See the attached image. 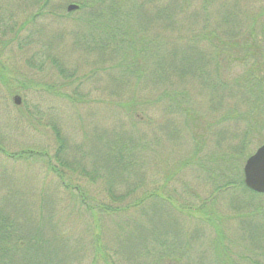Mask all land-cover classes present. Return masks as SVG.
<instances>
[{
    "label": "rangeland",
    "instance_id": "rangeland-1",
    "mask_svg": "<svg viewBox=\"0 0 264 264\" xmlns=\"http://www.w3.org/2000/svg\"><path fill=\"white\" fill-rule=\"evenodd\" d=\"M37 1L0 0V215L12 222V234L31 244V253L50 252L43 255L49 264H158L169 255L182 256L180 264H264V214L256 213L264 197L242 188L215 197L206 170L179 169L197 146L211 165L212 156L245 141L248 123L223 118L233 110L245 116L253 105L232 91L213 97L201 86L202 57L217 55L212 38L195 41V50L194 38L214 32V40L237 50L254 27L252 51L264 55V0H181L176 7L175 0H143L131 23L159 50L144 79L120 67L111 45L101 50L80 26V12L67 11L79 0H55L44 11ZM168 7L170 18L156 17ZM207 63L203 69L212 74ZM54 129L66 140L61 158L70 167L54 157ZM249 138L248 157L237 163L243 181L247 159L264 145V133ZM26 151L48 156L14 158ZM47 159L61 174L47 169ZM210 197L222 242L195 211ZM24 253L0 264H25Z\"/></svg>",
    "mask_w": 264,
    "mask_h": 264
},
{
    "label": "trees",
    "instance_id": "trees-1",
    "mask_svg": "<svg viewBox=\"0 0 264 264\" xmlns=\"http://www.w3.org/2000/svg\"><path fill=\"white\" fill-rule=\"evenodd\" d=\"M142 1L143 0H79L77 4L80 8L79 10L74 12H80L82 14L80 26L85 31L90 33L93 41L98 40L97 42L102 44L100 46L101 50L103 48V45H111V55L121 56L122 59L120 62V67L126 69V71H131L132 75L136 77L135 79H144L146 77L144 75L145 68L146 71L154 69L155 63L157 62L156 54L159 53V50H157V45L150 43L147 38L145 39V32L140 30V28L134 27L131 23V12L134 10L133 8H138L141 11L144 6V3ZM180 1L181 0H175L172 5L177 2L179 3ZM204 1L205 4H208L209 2V0ZM37 4H39L41 11H44L47 8L52 7V5L55 4V0H38ZM129 4H131V10L128 9L129 7L127 5ZM174 6L176 7L177 5L175 4ZM206 8L208 7H205V9ZM171 10L172 9L170 7H168V9L165 8L160 14L156 15V17L161 18V20H165L166 16L170 18L169 14H172ZM41 11L40 14H42ZM166 12H168V14ZM248 32L251 40L245 42L244 44H240L241 47L239 46V49L237 50H233V48H231V44L229 43L214 40V38H218V36H216L214 32H210L207 35H200L199 37L194 38L195 40L193 39L194 42L200 41L199 43H202L203 41L207 42L213 39L214 43L210 42V45L214 46L215 50L214 52L212 51L211 54L217 55L214 61L207 60V62H212V74L211 71L210 73H207L203 69L205 63V68H208L209 64L205 62V57H202L203 64L199 66L201 74L198 75V78H200V82L202 84L201 86L207 88L209 92H211L213 97H216L219 92L232 91L234 97L240 95L243 98V96H245V101H251L253 106L251 111L247 115L236 116L235 110H233L230 112V114L223 118L224 121L230 118L237 119L235 117H238V120L248 123L249 128L244 132L245 136L243 139H245V141L250 136L262 137L264 133V128L261 125V118L264 117V105H262L264 102V55H258L255 50L252 51V47L258 45V37H256V35L254 37V27L249 29ZM195 43L196 44L194 46V50L198 47L197 42ZM221 55H226V57L221 58ZM159 60L161 62V59ZM160 62H158V64ZM158 66L159 68L162 67L160 65ZM240 67H245V69L242 70V72H236L237 68ZM231 71L234 72V75L232 79H228V77H226V74L229 75ZM155 72H158V70H156ZM154 73L152 72L151 74L154 75ZM152 75H150L151 77H149L152 78ZM0 77L1 79L4 78L1 70ZM164 95L166 97L167 93ZM184 109L186 110V114L188 113L190 115V109ZM192 118H194V120L197 119L196 116H193ZM54 131L56 132L57 140L59 143L57 154L54 157L56 158L58 164L63 168L70 167L71 164H69V160L66 161L61 158V156L66 153V140H63L61 138L57 129H54ZM245 141L240 146H237L235 148H233L232 146V153H228L222 156H212L209 160V163H211V165L203 163L202 159L199 156L200 154H202L203 150L201 146H197L193 155L190 158L186 159L183 163H181L179 169L181 170L182 168L195 165L201 169L206 170V172L208 173L207 180L211 182L212 185H215L212 193V195H214L215 197L222 191L239 188L245 189L247 192H250L253 195L254 193L247 189L243 183L244 181L242 177V168H238V164H240V161H242L243 163L244 160L248 157V154L243 156V153L245 152L247 146ZM30 153H36L37 155H42V157L45 156V159L46 156H48L47 152L37 153L34 151H26L14 155V158L19 159L21 157H24L25 155V159L28 160V155ZM121 156L122 155L120 154V157ZM43 164L46 165L47 169L52 171L53 173L55 172L56 174H61V172L56 167L52 166L53 164L48 159L46 161L43 160ZM116 165L119 166V163H116ZM259 197H264V195H260ZM86 198L87 197L84 193L79 195V199L82 205H84V200ZM210 199L212 200V202L203 201L200 206L195 208V211L203 215L205 222L215 227L219 236L218 241L222 242L223 235L222 232L219 231L220 228L217 223L219 214L214 210L215 205L213 204V201L216 198L210 197ZM251 208L253 209V207ZM256 208V213L259 212L260 214H264V203H261L260 206ZM12 225V222L8 223V219L4 217V215H0V260L5 262L7 256L12 254H21L25 251V264H49V261H43V255L47 256L51 255V253L45 250L39 251V248L35 249L38 250V252L32 251L31 253V244L30 246L22 245L21 241L12 234L10 229ZM96 252L97 254L104 255L103 248L99 244L96 247ZM30 255H35L36 260L34 261L32 260V258L30 260ZM170 256L171 255L166 257L168 261L167 263L160 261V263L158 264L181 263L182 256H180L179 258H175L173 261ZM164 258L165 256L161 258L160 255V259ZM228 264L234 263L229 260Z\"/></svg>",
    "mask_w": 264,
    "mask_h": 264
},
{
    "label": "water",
    "instance_id": "water-1",
    "mask_svg": "<svg viewBox=\"0 0 264 264\" xmlns=\"http://www.w3.org/2000/svg\"><path fill=\"white\" fill-rule=\"evenodd\" d=\"M78 9V5L71 4L67 11L72 13ZM14 103L19 106L21 98L15 97ZM243 173L245 186L257 194H264V145L247 159Z\"/></svg>",
    "mask_w": 264,
    "mask_h": 264
}]
</instances>
